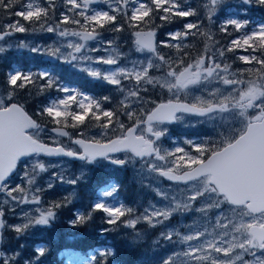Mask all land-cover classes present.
Wrapping results in <instances>:
<instances>
[{"label":"snow or ice","instance_id":"1","mask_svg":"<svg viewBox=\"0 0 264 264\" xmlns=\"http://www.w3.org/2000/svg\"><path fill=\"white\" fill-rule=\"evenodd\" d=\"M137 5L131 9V14L123 12L129 0H115L117 6L110 5L109 11H93L88 14L89 5L95 3V0H66L70 5L69 11L80 10L76 14L83 18V24L80 19L62 14L61 23L81 25L83 31L69 32L67 29L60 31L61 37L78 36L81 40L87 42L96 40L100 32L99 29H105L114 26L111 30L119 32L123 30V24H117L118 14H123L125 23L132 29H135V48L137 52L151 53L155 59H149L146 64L137 67L135 64L131 69L119 67L115 70L102 73L99 70L84 69L88 75L106 81L113 85L121 93H125L124 99L120 102L123 114L129 120L134 121V125L125 127L120 121L118 111L115 109H106L102 106L101 101L96 100L84 93H77L69 88H60V91L71 93L63 98L50 101L38 113L40 116L49 118V122L56 127L51 131L57 136L69 137L70 133L65 128H79L86 125L91 120L96 122V126L102 129L101 135L107 136L108 130L116 125L122 131V134L115 139H109L102 142L98 139H84L83 133H79L81 138L72 140V143L78 145L82 151L72 148H65L58 144L51 147L39 139V133L44 131L36 119L25 110L20 103L13 102L17 90H22L35 83V78L31 74H25L21 71L9 73L7 85L11 89L5 96H0V192L5 193L12 201L18 203H35L40 204L39 196L34 195L31 200L27 196L17 197L14 193H24L25 188L17 185L9 187L7 183L11 174L17 167V162L22 157L33 154L45 156H66L73 159L85 161L88 164L95 163L98 158L109 161L113 165L124 166L134 159L147 164L150 172H156L160 176L166 177L171 181L194 182L191 195L186 197V202L175 203L174 207H165L156 209L153 206L152 211L145 210V213L133 219L122 220V217L131 216L133 209L120 206H109L108 204L98 201L92 205L91 212L88 214L77 212L75 219L68 223L75 227L86 223L91 219V213L100 211L106 214V223L108 225L123 224L128 228H136V225L143 220L150 227H156L157 224H163L176 211H190L192 203L203 198L202 206L196 209L199 212L207 213L209 209H221L217 216L213 232L195 231L184 235L183 242L201 241L203 237L211 236L212 239H204L195 246L182 253L183 256L197 262V264H264V24L260 25L258 30L250 34H244L239 38L230 41L229 46L218 50L220 57H224L226 52H234L237 49L252 53L260 52L261 55L255 54L242 55L238 59L245 64L259 65V68H248L245 71L249 74L255 73V79L244 80L239 78L235 73L229 71L230 65L216 62L215 55H209L211 48L208 41H213V35L208 31H200V25L195 22L185 23L183 30L168 32L166 39L157 41V33L154 27L155 19L158 16L160 20L171 23L175 18H188L197 15V9L187 3V0H133ZM250 3L251 0H244ZM264 5V0H257ZM20 3V0H0V9H11L14 5ZM219 0H208L204 5L208 9V18L211 19L215 7ZM211 5V7H209ZM20 11L12 13L21 17L23 21L37 23L45 21L49 11L54 8V4L49 0V6L44 7L35 0H30L26 4L20 5ZM162 13V14H161ZM232 25L238 31L247 25V21L241 22L236 19H228L222 25L220 31L227 32L228 26ZM56 27L48 26L45 30L49 33L55 32ZM158 27V26H157ZM7 30L0 31V41L11 36L14 32L24 33L28 31L20 20H16L5 26ZM44 28V23H41ZM147 29V30H145ZM200 35L206 39L205 51L198 55L195 60L185 63L183 57H166L160 54L159 48H172L177 53L192 45L184 43L189 36L195 37ZM177 41V43H173ZM111 45L112 41H108ZM23 47V44L19 45ZM68 48L73 49L74 53H80L85 47L80 43H69ZM5 49L0 47V52ZM33 52L39 49L33 47ZM59 49L53 50L50 54L56 55ZM118 55L108 57H98L96 63L107 65H116ZM68 56L71 60H77L78 57L73 53ZM91 59V57H82ZM67 59V57H66ZM158 61V63H157ZM167 69L163 77L157 78L150 75L151 69ZM243 75V72L240 73ZM39 78L46 80V83L40 87V92L45 88L52 87L54 81L47 72L39 74ZM124 80L133 82L131 88H125ZM213 81L224 86H229L230 90L225 95L219 87L209 91L208 96L211 98L196 97L192 103L181 102L178 98L168 100L164 103L156 104L155 107L146 114V118H139L138 114L132 110L130 98L141 99V91H147L141 85L148 84L153 87L167 89L168 92L178 93L188 90L192 86L201 85L205 82ZM241 86V87H237ZM103 101H109L110 97H103ZM75 109L78 110H74ZM253 110L254 114H250ZM178 113H186L197 116H207L212 118L211 114L227 113L233 119L238 120L241 127L238 131H225L221 133L223 137L218 145L211 142L194 143L191 140L186 141L191 145L195 155L186 151L184 148L177 147L174 150L162 149L157 145L162 137L167 134L166 128H159L158 125L172 123L180 120ZM141 125H146L144 132L150 134L155 139L147 138L143 133L137 134ZM29 129L35 132H29ZM117 152L130 153L125 158H114L111 154ZM152 160H145V158ZM171 158V159H169ZM154 161H163L164 165H158ZM47 171L44 163L36 161L32 165L31 172L25 171L24 177L29 186L36 183V177L41 172ZM61 181L69 184H76L78 178L68 179L65 181L63 175L57 177ZM51 188L52 184L49 183ZM116 190L113 185L111 190H105L102 196H112ZM36 192L42 191L36 188ZM167 198L166 194L158 193ZM67 199V198H66ZM8 201L5 200L4 203ZM222 205H228L230 211L239 217L238 222L224 214ZM63 205L54 203L45 210L37 209L39 215L36 217L25 214V222L17 225H6L3 217L4 211L0 209V229L5 227L11 228L19 235H23L29 228L36 225L47 226L56 218V212L53 209H59ZM245 217L250 219L245 220ZM224 229L222 233L215 232V229ZM108 231V229H103ZM231 233V238L229 237ZM173 234L179 233L168 232L161 233L164 239L171 241ZM137 234V239H140ZM22 247V246H21ZM237 249L240 251L237 252ZM37 259L45 255V248L38 247L36 250ZM212 253H216L213 256ZM259 253V255H258ZM253 257L252 260H245L244 255ZM18 255V253L16 254ZM101 256L112 255L111 251L100 253ZM4 253L0 252V257ZM226 258V259H225ZM15 256H9L3 259L2 264H9ZM95 260V257H92ZM25 264H29L28 261ZM162 264H173V257L163 260Z\"/></svg>","mask_w":264,"mask_h":264},{"label":"rangeland","instance_id":"2","mask_svg":"<svg viewBox=\"0 0 264 264\" xmlns=\"http://www.w3.org/2000/svg\"><path fill=\"white\" fill-rule=\"evenodd\" d=\"M49 1V0H48ZM53 1V0H51ZM59 0H56V6L55 7H61L58 4ZM65 5L67 6V9H69L71 6L66 3V0H62ZM132 2H129L126 7H123V12L126 10L129 11V14H131V9L134 6H137L133 0ZM242 1L243 4H246L244 0H219L218 5L215 7L214 13L212 14L211 19L209 21L213 22L215 21V17L218 16V14L221 13L222 16H218L219 24L223 25L224 22L228 19H236L238 21L244 22L247 21L246 27L238 30L236 34H234L229 40L226 42V48L229 46V43L231 40L235 38H239L244 34H250L254 30H258L259 26L264 24V21H259L258 19L250 20L245 17V15H248L246 10L244 8H238L235 5L240 4ZM27 2H30V0H26L24 4ZM38 0H35V3H37ZM61 2V1H60ZM203 5L208 4V0H202ZM62 5V4H61ZM110 5L112 7L117 6L115 3V0H99L94 6L89 8V14H91L93 11H109L110 10ZM211 7V5H209ZM22 9H19L20 11ZM204 13L208 17V9L204 7ZM60 19L57 24H45V22H39L33 30L29 31L31 33L30 35H26L24 33H17L14 32L10 37L5 38V40L0 41V47H3L5 50L3 52H0V63L3 62V55L5 52H13L15 54H24L23 52L26 51H31L33 47L39 49L37 45H43L44 47L48 48L49 52H43L42 47L40 51L34 52L35 54L39 55L40 58L46 59L47 57H51L52 50L54 49H59V54H61L62 57H67L68 53L67 52V45L69 43H80L84 44L85 47L82 49L80 53H74L80 59L81 61L78 62V59L76 60L77 63L75 65V72H76V79L79 77L81 81H83V85L86 88H81V90L78 93H84L85 95H88L91 97L88 89L92 87V84H96L100 88V83L104 84L107 87H115L113 85L108 84L106 81L102 79H96L88 75L87 71H84V69H94V70H99L102 73H106L111 70H115L119 67H126L131 69L133 65L135 64L137 66V63H134L132 60V52L128 54H123L121 52L120 48L117 47V42H118V36H122L124 38L127 37V32L126 31H120L116 32L113 37H109V39H105L103 36H99L96 40H93L92 42H85L80 39L78 36H65L61 37L59 35L60 31H63L67 29L69 32L76 31L78 32L79 30H76L75 28L68 27L65 25H61L62 20V14H59ZM13 23V22H3L2 23V29L7 30L5 28L6 25ZM41 23H44V28H41ZM59 25L57 30L55 32H47L45 29L48 26L56 27ZM235 28V27H234ZM164 29V28H163ZM161 30V33L163 34L165 30ZM177 30H183L180 28H175L171 30L170 32L177 31ZM132 33V37H133ZM70 37V38H69ZM167 38V34L165 36ZM64 39V40H62ZM113 39V40H111ZM132 40V39H131ZM108 41H112L111 45L108 43ZM173 43H177V41H174ZM23 44V47H20L19 45ZM210 48L215 45H209ZM205 48V46L201 47ZM201 48H198L200 51ZM220 47H215V58L216 62L223 64H228L232 65L230 61L224 60L222 57L219 56L218 50H220ZM239 52H237L236 57L238 59L239 56L242 55H250L251 54V49L248 51H244V49H237ZM118 55V62L116 65H107L103 63H98L97 65H94L92 63V60H96L98 57H108L110 55L116 56ZM144 61L146 62L147 59H150L151 56L148 54L144 53L142 54ZM82 57H91V59H84ZM28 59V58H27ZM239 62L243 63L241 60L238 59ZM36 60H34L32 63H35ZM40 62L45 63L44 60L40 59ZM47 65V64H46ZM45 70L41 69L38 70V75ZM163 73L165 72V69L162 70ZM229 71L231 73H235L239 78L248 80V79H255V75L253 74L251 76H241L240 74H237L236 69H232L230 67ZM16 72L13 69L7 70L6 71V79L8 77L9 73ZM156 76L158 78V72H156ZM52 80L55 82L56 78L55 75L53 74V71L49 75ZM78 78V79H79ZM77 79V80H78ZM126 81V80H124ZM60 83V82H59ZM76 83V80H75ZM55 84V83H54ZM60 83V88H69L68 86L61 85ZM127 85L130 86L131 82L128 81ZM55 85V89H58L59 93H62L57 95L56 97H47L46 100L42 103V108L46 106L50 101L52 100H57L59 98H63L71 93H65L61 92L60 88H58ZM199 85L192 86L188 90H186L184 93L186 94L188 98L191 100H195L196 97H203L205 98V94L202 91L201 88L198 87ZM204 87V86H202ZM219 87L221 89V92L225 95L228 94V91L230 90L229 86H224L220 83L215 82V88ZM241 87V86H237ZM158 88V86H156ZM118 91V90H117ZM107 93H113V90L108 89ZM170 94H174L170 92ZM6 93H1L0 96H5ZM126 95L125 93H121L120 96L116 95V103L119 105L120 101L124 99V96ZM174 95H178V93H175ZM130 102L132 106L137 102L136 98H130ZM30 105V104H29ZM36 106V104L34 103ZM108 109V108H106ZM78 110V109H75ZM123 109H121V112L119 114V118L121 122L129 121L127 116L123 114ZM250 114H254L253 110H249ZM212 118L206 117L205 119H199L197 117H191V116H181L180 120H177L174 124V128H178L182 130L183 132L188 133V136H184L182 139L184 145H187L189 149L191 145L187 144L186 141L191 140L194 141L198 136L200 137L201 133H206L203 134V137L205 139H210L212 141L215 140V145H218L220 140L223 138L221 136L222 132L225 131H238L241 125L239 124L238 120L233 119L229 114L224 113V114H214L211 115ZM121 118H124L122 120ZM127 125H125L126 127ZM99 128V127H98ZM98 128L93 129V130H83L87 134L86 139H91V138H97L100 135V131ZM161 128H166V126H162ZM87 131V132H86ZM123 130L119 128L118 125H116L113 128H110L108 130V134L106 137L110 136H115L117 134H120ZM31 132H35V130H31ZM194 133V135L190 134ZM192 135V136H191ZM84 136V135H83ZM73 138H76L74 135L71 136V139L69 137H57L50 135L47 131V129H44V131L39 133V139L42 141L44 139L49 140L53 144H60L64 145L66 147H69L70 144H72ZM162 148V147H161ZM72 149H75L72 148ZM164 149V148H162ZM170 159V158H169ZM145 160H152L149 158H145ZM40 161L45 164L47 171L39 173V175L36 177V183L34 185L29 186L27 184V180L24 177L25 171L31 172L32 170V165L36 162ZM158 165H164L165 162H157L154 161ZM130 164L135 168L134 172L137 174V176L134 178L137 181V184L141 187H143L144 191H148L149 196L147 202L144 204L145 206L142 208L141 212L134 217H130L129 219L136 218L138 216H141L142 214L145 213V210L147 209L149 212L153 210V206L156 209H163L165 207H174L175 203L180 202L184 203L186 202V197L188 195H191V192L193 191L192 189V184L194 182H190L188 184L180 185V184H170V183H165L161 178L160 175L156 172H150L148 169L147 164L144 162H130ZM84 169V171H86ZM71 174H73V170L71 171V162H69L66 159L62 160H46V161H41L37 157H30L21 164L18 165V168L16 172L12 175L11 179L7 182L9 184V187H15L17 185H20L25 188L24 193H14L17 197H23L27 196L29 200L32 199L34 195L39 196L41 195L42 191H51L54 190V187H58L57 184L61 183L62 185H68L69 183L61 181L57 177L59 175H63L65 178V181L71 178ZM51 183L52 187L49 188L48 184ZM111 184H107L104 186L102 189L99 190L97 197L99 201L104 202L108 204L109 206H120V201H117V197L115 196H109V197H104L101 195V193L105 190L110 189ZM36 188L42 189L40 192H36ZM158 193H164L166 194L167 198H164V196L159 195ZM116 198V199H115ZM7 200V203H4V201ZM98 202V201H96ZM204 200L203 198L199 199L196 202L192 203V209L190 211H176L173 213L172 216H175V218L172 220L171 223H169V219L165 220L163 224H157L156 227H150L146 222L141 220L137 225L136 228H128L125 227V229H128V242L127 244H141L143 251H142V261L143 264H162L163 260L167 259L168 257H173V264H197V262L190 260V258L185 257L182 255L183 252L187 251L190 246H195L198 243H201L202 240L204 239H212L211 236H205L202 238L201 241H190V242H183L182 237L184 235L193 233L195 231H205L207 229L208 232H213L214 231V226L216 223L217 216L220 214L221 209H216L212 208L207 211V213H202L197 211L196 209L200 208L203 204ZM94 203H92L93 205ZM224 214L229 216L230 218L233 219L234 222L239 221V217H236L233 212L230 211V206L228 205H222ZM66 207V206H64ZM48 206H43L35 203H18L16 201H12L11 198L7 197L5 193L0 192V209H2L5 213L3 219L6 223V225H17V224H22L25 222V214H28L29 216L36 217L39 215L37 209L45 210L48 209ZM56 212V218L51 221V223L47 226H42V225H36L34 227L29 228L23 235H19L16 232H14L11 228L5 227L3 231H8L11 232L10 235H6L3 233V241H2V246L6 245L5 248H1V252L4 253V256L1 257L2 260L6 257L9 256H14L15 251L9 244V239L11 237L13 239L16 238H22L26 237L28 239H40L43 236V231L48 230L49 227H51L53 224H56L57 226H61L62 224V219L59 215V212L64 210L63 208L61 209H53ZM69 211V209H68ZM73 218H75V214H72ZM101 216L104 218L103 219V225H105V228H109V225L105 222L107 219V216L105 213L101 212ZM247 220L246 218H244ZM93 220V221H92ZM70 220H68L65 223V226L68 228L70 227V224L68 223ZM91 230L89 229L90 232L95 231L98 233V237L103 239L105 238V235L101 233V229L93 227V224L96 223L95 217L91 216ZM101 226V223L98 224ZM118 231L120 228H117ZM225 231L224 229H215V232L222 233ZM168 232H173V233H179V235L173 234L172 240H166L164 237L161 235V233L167 234ZM101 233V234H100ZM137 234L140 235V239H137ZM231 238V233L229 237H226V239ZM98 252H101L102 250L100 248L97 249ZM237 252H239V249H237ZM213 256L216 255V253H212ZM61 264H87L89 256H84L81 255V253H77V251L74 250H64L61 253ZM226 259V258H225ZM104 264V263H103ZM110 264V263H109ZM206 264V262H204ZM237 264H240V262Z\"/></svg>","mask_w":264,"mask_h":264},{"label":"trees","instance_id":"3","mask_svg":"<svg viewBox=\"0 0 264 264\" xmlns=\"http://www.w3.org/2000/svg\"><path fill=\"white\" fill-rule=\"evenodd\" d=\"M25 1L26 0H20V3L14 5L11 9L8 10L0 9V29L2 28V23L5 21L15 22L16 20H20L21 23H23L25 27L28 29V31L24 32V34L26 35L31 34L29 33V31L33 30V28L39 22L33 24L27 21H23L21 17H17L12 14L15 11L21 9L20 5L24 4ZM60 1L62 0H59L58 4L61 7H55L57 4L56 0L51 1L54 4V8H52L49 11V15L46 18V20L41 22H45L48 24L58 23L60 19L59 14L63 10L64 11L66 10V6L63 5ZM181 2H183V0H181ZM37 3L44 7L49 6V1L38 0ZM190 5L193 8L197 9L196 16L183 18V19L175 18L171 23L160 20L159 17L157 16L154 25H152L151 27H154L156 32L158 33L163 28H164L163 30H166L168 28L170 29L177 28V27L182 29V26L185 23L195 22L200 25V31H208L213 35V41L207 42L209 45L213 44L215 45V47H220L221 49L226 48L225 44L227 40H229L237 32L234 26L229 25L228 31L222 32L220 31L222 25L219 24V20H218V16H222L221 13L218 14L217 17H215V21L211 22L204 13V5L202 0H191ZM235 6L238 8H244L248 14L245 16H247L250 19H254L258 17L259 20H264V5L259 4L257 0H251L250 3H246V4H243L241 1L240 4H236ZM80 10L70 11L66 15L72 17L73 19H80L81 24H83L84 23L83 18L76 14ZM125 12L129 14L128 10H126ZM110 14L112 13L110 12ZM59 24L68 27L72 26L76 30H83L81 25H76L72 23L69 24L59 23ZM117 24H123L124 27L122 31H126L128 35H131V33L135 31V29L130 28L128 24L125 23V18L122 13L118 14ZM112 27L114 26H109L105 29H99L98 31L100 32V34L105 32H113V30H111ZM188 39L189 40L187 44L192 45L188 49L189 50L195 49V50H192L193 52L188 51L187 57H191L199 53V50H197L196 48H201L205 46L206 43V39L200 35H197L195 37L189 36ZM237 52L239 51L235 50L234 52H226L225 56L222 58L224 60H228L231 62L232 64L231 68L236 69L237 74L243 72V76L245 77L255 74V73L249 74L245 70L248 68H253V69L259 68V65H256L255 63L249 65L239 62L236 57ZM182 53L183 52L179 53L181 57L184 56ZM251 54H255L257 56L261 55L260 52H256V53L251 52ZM36 62L39 63V60H36ZM38 68L47 70L48 67L45 65V63L30 64L29 62L26 61V58L22 53L16 54L14 56V59L10 62H5V61L1 62L0 92L5 94L7 93V91L11 90L7 85V79H6L7 70L13 69L15 71H21L23 73L27 71L28 74L33 75L35 78V83L33 85L28 86L25 89L17 90L13 102L22 104L25 110L28 112V114L31 115L33 119H36L37 122L41 125V127L50 128L56 125L50 123L48 117L40 116L38 115V113L42 109V103L46 100L47 97H56L58 95V89H55V84H53L52 87L45 88L43 92H40L39 89L41 86H43L46 83V80H42L39 78V75L37 73ZM77 79L75 83V89L76 92H79L81 88H86V87H84L83 81H81L80 78L78 80ZM105 96L110 97V100L103 101L102 98ZM93 98L101 101L102 106L104 108L115 109L118 111V114H120L122 108L120 104L118 105L116 103L115 94L98 93V95L94 94ZM34 103L36 104V106L34 105ZM121 119L124 120V118ZM126 124H129V122L126 121ZM96 128H98L96 126V122L89 120L86 123V125L81 126L79 128H74V131H72L71 127L65 129L71 135L75 136L77 131L93 130ZM148 196H149L148 191H144L143 187L137 185L133 177L128 178L125 175L123 178L122 187L120 188V191L118 193V199H120V203L123 204L125 207L132 208L133 212L131 216L122 217L121 219L126 220L129 219L130 217L137 216L141 212L142 208L145 206L144 204L147 202ZM69 213L70 212L67 209L61 213L60 217L62 219V223H61L62 225L57 226L56 224H53L49 229L50 232L48 236L46 237L40 239H32V238L28 239L26 237L13 239L11 237V239H9V244L15 251V255H14L15 259L10 260L9 264H25L26 261H28L29 264H61L62 261L60 256L64 250H74L77 251L78 253H81V255L89 256L87 264H103V263L104 264H109V263L110 264H143L142 245L127 244L128 229H125V226L123 224L109 225V228H105V225H103L104 218L101 216V212L99 211L92 212L91 216L95 217L96 220V223L93 224V227L101 229V233L105 235V238L103 239L99 238L98 237L99 234L96 233L95 231H92L90 242L88 244H83L78 240H71L68 238L69 228L65 226V223L69 220ZM99 223H101V226L98 225ZM117 228H120V230L118 231ZM103 229H108V231H103ZM53 230H56L57 232L56 235L52 234ZM3 233L11 236V232L2 231V234ZM5 247L6 245L2 246V248ZM38 247L45 248V255L37 259V254L35 250ZM98 248L102 250L101 252L111 251L112 255L101 256L100 255L101 252L97 251ZM17 253L18 255H16ZM92 257H95V260H93ZM2 261L3 260H1L0 264H2Z\"/></svg>","mask_w":264,"mask_h":264},{"label":"flooded vegetation","instance_id":"4","mask_svg":"<svg viewBox=\"0 0 264 264\" xmlns=\"http://www.w3.org/2000/svg\"><path fill=\"white\" fill-rule=\"evenodd\" d=\"M61 14H64V12H62ZM3 30L4 29H2V28L0 29V31H3ZM102 36L105 37V39H109V37H113L116 35L104 34ZM165 36L166 35H164V39H166ZM8 37H10V36H8ZM131 39L130 38H124L122 36H118L117 47L120 48V50H121V52H123V54H128V53L132 52V60L134 63H137V67L141 66V64H146L147 61L149 60V59H147L146 62L144 61V58L142 55L144 53L151 56L150 59H155L151 53L137 52L136 48H135V44L133 42V39L132 40ZM62 40H64V39H62ZM111 40H113V39H111ZM37 46L39 47V51L42 47L43 52H49L48 48L44 47L43 45H37ZM196 49L198 50V48H196ZM158 50H159L160 54L165 55L166 57H172L174 60L177 59L178 56L181 57L176 52V50L172 49V48H159ZM192 50H195V49L189 50L187 48L184 51L185 52H188V51L193 52ZM204 51H205V48H201L199 53H197L196 55L191 56V57H187L188 55L185 56L184 53H182L185 56V57L183 56V59L185 60V63L192 62L193 60H195L197 58L198 55L203 54ZM67 52L74 54L73 49L68 48V47H67ZM23 53H24L25 57L28 58L27 62H29V63H32L34 60H39V62H40V59L44 60L45 64H47L48 67L50 66L52 68L48 74L50 75V73L53 71V74L55 75V78H56V81L54 82L55 85L56 84L60 85V83H62L61 85L68 86L69 89L75 90V80H76L75 65L77 63L76 60H71V62H69V60L71 58L69 56H67V59H66V57H62L61 54H59V52L56 55H51V57H47L46 59L40 58L39 55L35 54L32 50L28 51V52L24 51ZM208 54L209 55H213V54L215 55V46H213V48L211 47V51ZM15 55H16L15 53L9 51V52H5V54L3 55L2 58L5 62H10L14 59ZM80 61L81 60L78 59V62H80ZM95 61L96 60H92V63L94 65H97L98 63H96ZM157 63H158V61H157ZM166 71H167V69L165 68V72ZM156 72H158V75H159L158 78L163 77L164 73H165V72L163 73L162 70L151 69L150 75L155 77L157 74ZM127 82H128V80L123 81V84L126 85ZM99 86H100V88L97 85L92 86L90 88V93L97 92V90L105 92L108 88L107 86H105L102 83H100ZM132 86H133V82H131L130 86L126 85L127 88H131ZM202 86H204V87H202ZM57 87L60 88V86H57ZM141 87L146 88L147 91L146 92L141 91V99L139 101H137L132 106V110H134L138 114L139 118H141V119H144L146 114L148 112H150V110H152L155 107V105L158 103H164L170 99L175 101L177 98L181 102L192 103L194 101V100H191L190 98H188L187 96H185L186 94L184 92L186 90L178 92V95H174V94H170V92H168L167 89L160 88V87L156 88V87H153L152 85H148V84H143V85H141ZM198 87L201 88L202 91L204 92L205 98H211L208 96V93L210 90L215 88V81H213L212 83L205 82L204 84H201ZM110 88L117 90L114 87H110ZM59 94L62 95V93H59V91H58V95ZM73 107L75 110V106H73ZM177 115L189 116V115H184V114H177ZM211 115H214V114H211ZM191 117H193V116H191ZM206 117L207 116L197 117V118L205 119ZM127 122H129V124L124 123L125 125H127L126 127H130V126L134 125L133 120H129ZM162 126H166L167 134L164 137H162L160 141H157L158 146H160L164 149H167V150H174L177 147H181V148H184L186 151H189L190 153L195 155L194 150L191 148L189 149V147H187V145H184V143L182 141L184 136H186V137L188 136V133L183 132L182 130H180L178 128H174L173 125H165V124L158 125L159 128H161ZM144 128H146V125H141L137 130V134L143 133L147 138L155 139L154 137H151L149 133L144 132L143 131ZM98 130L100 131V134H99L100 136L95 138V139L101 140L102 142H105L109 139H115L117 136L122 134V132H121L120 134H117L115 136L106 137V136L101 135L102 129L98 128ZM72 131H74V128H72ZM81 132L85 133L83 131H77L75 134V137L81 138L79 136V133H81ZM190 134L194 135V133H190ZM203 134H206V133L202 132L200 137L198 136L196 139H194L193 142L194 143L211 142V143L215 144V140L212 141L210 139H205L203 137ZM86 137H87V134H84V136L82 138L86 139ZM62 138H64V137H62ZM76 138H73V139H76ZM91 139H93V138H91ZM42 142L45 144H49V145H58V144L51 143L47 139L42 140ZM64 147L65 148H74L75 147V150H79V148L73 143L70 144L69 147H66V146H64ZM127 155H130V153L122 152V153H119L113 157L123 159ZM149 159H152V158H149ZM40 160L46 161L47 159L42 158ZM56 160H62V159H56ZM69 162H71V171L73 170V174H71L70 179L78 178L77 183L76 184H68V185H62L61 183H58L57 184L58 187H54L55 188L54 190L42 191L41 195L39 197L40 198V204L39 205L51 207L54 203H61L63 206L60 208L61 209L63 208L64 210L60 211L59 215H61V213L63 211H65L66 209L67 210L70 209L69 210V212H70L69 213V220L75 219V218H73L72 214H76L77 212L84 213V214H88L89 212H91L92 203H96V201H99V199L97 197L99 190L102 189L107 184H111L109 190H111L113 185L116 186V190L113 192L112 196L117 197V199L116 198L115 199L117 201H120V199H118V193L120 191V188L122 187V182H123L124 176L126 175L128 178H131V177L134 178L135 175L137 176V174L134 172L135 168L130 163H128L124 166L113 165L109 161H106L103 159H98L95 163H92V164H88L85 161H81V160H75V161H69ZM134 162H141V161L139 160V158H136V159H134ZM157 162H161V161H157ZM86 168H87V170L84 171V169H86ZM135 182L137 183L136 179H135ZM188 183H190V182H188ZM184 184H180V185H184ZM64 206H66V207H64ZM222 207H224V206H222ZM174 218H175V216H171L169 218V223H171ZM245 218L247 220L250 219L249 217H245ZM91 224H92V222L90 219L86 223L81 224V225H77L75 227L70 225L68 238L71 240H78L79 242H81L83 244H88L91 240V235H92V233L89 231V229L91 230ZM49 229H50V227H49ZM49 229L47 231L46 230L43 231L44 237L48 236V234L50 232ZM52 234L56 235L57 234L56 230H53ZM258 255H259V253H258ZM244 259L250 261L253 259V257L245 254ZM237 262L239 263V261H237ZM206 264H207V262H206Z\"/></svg>","mask_w":264,"mask_h":264},{"label":"water","instance_id":"5","mask_svg":"<svg viewBox=\"0 0 264 264\" xmlns=\"http://www.w3.org/2000/svg\"><path fill=\"white\" fill-rule=\"evenodd\" d=\"M97 0H95V2H96ZM94 4V3H93ZM134 41H135V37H134ZM159 104V103H158ZM184 114H186V113H184ZM189 115H192V114H189ZM193 116H197V115H193ZM145 118H146V116H145ZM173 123V122H172ZM168 124H171V123H168ZM52 128H54V127H51V128H49V132L51 133V134H53V135H56L57 136V134L55 133V132H52L51 131V129ZM29 130H31V129H29ZM28 130V131H29ZM65 130V129H64ZM66 131V130H65ZM60 137H63V136H60ZM48 145V144H47ZM49 146H51V147H56V146H53V145H49ZM78 146V145H77ZM79 147V146H78ZM79 149H80V147H79ZM80 151H82V149H80ZM118 153H121V152H117V153H113V154H111L112 156L113 155H116V154H118ZM34 155H36V154H33V155H31V156H34ZM31 156H27V157H22L18 162H17V165H18V163L19 162H21V161H23L24 159H26V158H28V157H31ZM36 156H39V157H43V158H46V159H56V158H66V159H68V160H78V159H73V158H71V157H66V156H45L44 154H40V155H36ZM98 159H100V158H98ZM16 169H17V167H16ZM15 169V170H16ZM15 170H14V172H15ZM13 172V173H14ZM13 173L11 174V176L13 175ZM10 176V177H11ZM161 178L164 180V181H167V182H171V183H183V182H177V181H171V180H169V179H167L166 177H163V176H161ZM10 179V178H9ZM8 179V180H9ZM2 241H3V238H2V229H0V252H1V245H2ZM0 261H1V257H0Z\"/></svg>","mask_w":264,"mask_h":264},{"label":"bare ground","instance_id":"6","mask_svg":"<svg viewBox=\"0 0 264 264\" xmlns=\"http://www.w3.org/2000/svg\"><path fill=\"white\" fill-rule=\"evenodd\" d=\"M78 253V252H77Z\"/></svg>","mask_w":264,"mask_h":264}]
</instances>
